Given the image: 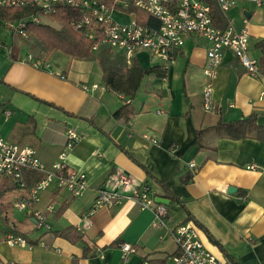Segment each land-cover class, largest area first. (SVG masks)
<instances>
[{
    "label": "crops",
    "instance_id": "obj_1",
    "mask_svg": "<svg viewBox=\"0 0 264 264\" xmlns=\"http://www.w3.org/2000/svg\"><path fill=\"white\" fill-rule=\"evenodd\" d=\"M114 15L121 21L136 17L121 7ZM227 16L237 29H248L249 54L260 60L264 49L257 44L264 41V3L238 0ZM42 17L50 19L41 23L55 25L52 16ZM6 22L0 20V135L33 147L48 168L67 151L66 165L85 171L88 187L78 197L56 184L41 192L35 206L46 210L52 205L47 211L50 230L37 228L27 212L12 207L18 219L31 218L34 229L24 236L27 245L11 246L0 218V264H156L158 260L175 264L172 229L186 221L188 211L206 247L226 264H264V141L233 139L212 130L202 132L199 139V131L216 125L221 117L235 120L255 114L264 126L262 71L261 75L244 72L238 57L227 50L212 79V109L207 110L204 92L209 78L204 70L209 44L191 34L167 64V77L146 75L136 96L129 99L106 88L97 60L71 58L62 51L47 55L28 34L9 29ZM134 57L144 66L164 64L147 50ZM33 59L50 65L36 66ZM93 83L100 87L82 89ZM125 103L134 113L126 120L115 118L114 112ZM68 129L81 136L72 148L66 145ZM191 160L196 169L189 166ZM118 171L130 174L137 185L148 184L155 199H169L164 195L169 191L185 206L169 199L168 218L160 228L152 226L151 210L129 200L89 214L97 189ZM186 177L190 178L185 182ZM70 226L83 235L78 242L57 233ZM124 242L136 248L127 259L119 247Z\"/></svg>",
    "mask_w": 264,
    "mask_h": 264
},
{
    "label": "built area",
    "instance_id": "obj_2",
    "mask_svg": "<svg viewBox=\"0 0 264 264\" xmlns=\"http://www.w3.org/2000/svg\"><path fill=\"white\" fill-rule=\"evenodd\" d=\"M219 8L227 13L236 6L238 0H216ZM256 5H262L264 0H251ZM145 10L159 20V27L154 28L140 24L136 17L121 21L114 15L118 8L128 7L130 3ZM0 5L10 8L31 7L37 12L18 20L7 21L9 29L27 35V24L31 21L41 23L42 16H52L58 11L59 5H69L80 11V17L74 18L71 24L83 31L90 39H100V43L109 45L115 52L123 55L130 63L135 54L147 50L166 65L172 61L175 51L184 45L185 39L191 34L203 37L208 41L207 66L205 74L209 78L204 92V107L212 109V79L223 62L227 50L238 57L246 71L261 75L259 60L249 54L250 35L246 27L237 29L229 16L225 28L215 24L208 0H0ZM98 44L94 45L96 49ZM32 57V56H30ZM36 66L47 65L41 59H33ZM60 76L65 78V74ZM100 85L83 84L85 91L99 88ZM264 98V87L260 92ZM11 114L10 111H7ZM68 148H72L81 136L74 130L66 131ZM172 151L177 150L172 145ZM101 154V153H100ZM67 151L61 152L59 161L48 168L38 157L31 146L21 145L0 135V180L9 179L19 187H25L23 170L31 168L45 173L31 189L28 198L15 200L13 209L25 211L35 221L37 228L50 230L51 224L47 211L36 208L42 191L52 184L67 187L74 196L83 195L88 187V175L79 169H70L65 162ZM192 169L197 168L195 160L189 162ZM254 168V166H251ZM121 200L138 203L142 209L154 213L152 226L163 227L166 224L169 209L165 203H158L148 184L137 185L130 174L118 171L97 189V196L89 208L93 214L99 207H113ZM172 236L177 250L172 259L175 264H226L214 255L204 244L198 225L192 220H186L172 229ZM160 238H163L160 236ZM5 240L11 246L27 245V239L21 235L8 233ZM124 259L136 251L130 243H121ZM143 264H149L145 261Z\"/></svg>",
    "mask_w": 264,
    "mask_h": 264
},
{
    "label": "trees",
    "instance_id": "obj_3",
    "mask_svg": "<svg viewBox=\"0 0 264 264\" xmlns=\"http://www.w3.org/2000/svg\"><path fill=\"white\" fill-rule=\"evenodd\" d=\"M133 1V0H131ZM211 6V13L215 24L225 28L229 23V17L219 8L216 0H208ZM58 11L52 15L51 20L58 26L49 23H36L31 21L27 24V34L32 38L47 54L62 51L71 58L97 60L101 69L105 86L108 90L118 93L126 98L133 99L140 87L142 79L149 74L165 78L168 74V67L162 64L144 66L137 58H133L129 63L127 59L113 51V49L100 39H90L83 31L71 24L72 19L80 17V11L69 5H59ZM126 12L134 13L140 24L158 28L159 20L143 9L135 6L132 2L128 7L123 8ZM37 11L31 7L10 8L0 5V20L12 21L27 17ZM98 44L96 49L94 45ZM264 49V41L257 44ZM261 71L264 74V55L259 60ZM244 72H247L244 68ZM134 113L125 103L113 114L118 119H128ZM206 130L215 131L219 136H226L233 139L244 137H254L264 141V126L257 123L256 115L242 117L235 120H226L221 117L218 123ZM43 171L26 168L23 170L25 187L14 185L11 180L0 181V218L4 224V230L15 235L27 236L34 229V222L31 218L20 220L12 211L15 200L28 198L30 189L44 177ZM190 177L183 178L187 181ZM173 202L177 201L185 206V201L171 192L164 194ZM65 206L60 209L63 210ZM188 211L186 220H193ZM59 235L68 238L72 242H78L83 238L82 234L76 232L72 226L57 232ZM215 240V239H214ZM216 241V240H215ZM217 242V241H216ZM116 244V242H114ZM87 253V250H86ZM235 263V262H234ZM26 264V263H17ZM156 264H164V260L156 261Z\"/></svg>",
    "mask_w": 264,
    "mask_h": 264
},
{
    "label": "rangeland",
    "instance_id": "obj_4",
    "mask_svg": "<svg viewBox=\"0 0 264 264\" xmlns=\"http://www.w3.org/2000/svg\"><path fill=\"white\" fill-rule=\"evenodd\" d=\"M119 18H121V19H126V17L127 16H123L121 13H115ZM42 19H43V21H47V19L49 20L50 19V17H42ZM55 25H57L58 26V24L57 23H55V22H53ZM44 51V50H43ZM114 51V50H113ZM44 52H46V51H44ZM47 54V53H46ZM47 55H49V54H47ZM141 60L145 63V64H150V63H148V61L146 60V58L144 57V56H141ZM153 62H158V61H153Z\"/></svg>",
    "mask_w": 264,
    "mask_h": 264
},
{
    "label": "water",
    "instance_id": "obj_5",
    "mask_svg": "<svg viewBox=\"0 0 264 264\" xmlns=\"http://www.w3.org/2000/svg\"><path fill=\"white\" fill-rule=\"evenodd\" d=\"M229 191L230 192L235 191V187H230ZM156 200H157V202L165 203L167 205L171 203V201L169 199H166L164 197H157Z\"/></svg>",
    "mask_w": 264,
    "mask_h": 264
}]
</instances>
